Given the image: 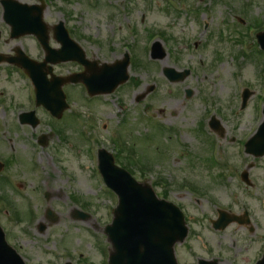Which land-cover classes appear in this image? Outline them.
<instances>
[{"label":"rangeland","instance_id":"obj_1","mask_svg":"<svg viewBox=\"0 0 264 264\" xmlns=\"http://www.w3.org/2000/svg\"><path fill=\"white\" fill-rule=\"evenodd\" d=\"M15 1L37 4L36 0ZM45 3L44 22L53 26L62 21L87 58L111 63L126 49H132L145 68H130L129 81L107 96L89 98L83 88L67 87L70 113L52 121L39 109V125L32 129L18 125L15 118L18 112L27 110L19 106H33L34 96L24 81L19 82L13 68L0 65V101L7 108L0 106V159L8 161L7 174L16 176L24 189L31 191L26 202L8 188L0 190V196L13 202L16 216L25 220L30 215L27 205H34L38 192L48 193L50 200L38 198L39 221L44 210L57 217L54 224L44 221L45 230L38 233L34 220L16 221L0 204V226L9 245L26 264H62L66 260L71 264H106L110 245L103 228L110 223L116 198L102 186L92 154L99 148L114 154L112 139L119 133L134 145L136 153H132L142 163L141 171L133 167V178L147 181L159 198L166 193V199L188 216V237L175 247L177 262L196 264L197 259L219 257L220 264H249L264 243V157L254 159L243 153L245 140L261 121L259 109L264 105V55L255 41L256 34L264 31V0ZM241 17L245 19L243 24L238 21ZM0 32V54L11 55L17 47L34 58H43L33 37L9 39L1 6ZM158 32L168 39L154 35L148 39ZM157 39L166 58L152 62L148 46ZM50 46L57 48L52 39ZM107 48L114 52L108 53ZM166 67L189 69L190 75L181 83L169 84L161 74ZM71 70L79 68L74 63L53 67V73L60 76ZM151 86L153 91L136 102ZM243 87L251 93L246 108L241 110ZM187 90L191 97L186 99ZM212 115L221 125L220 136L211 134L204 124ZM157 124L170 131L161 134ZM49 133L52 135L47 136V145L37 146L38 136ZM211 141L215 165L209 161ZM35 158L37 170L27 172L30 159ZM249 164L251 187L239 180L240 172ZM158 178L167 184L154 187ZM182 185L200 194H191ZM74 198L81 203H75ZM83 201L91 217L81 222L71 220ZM216 207L242 217L243 222L248 220L247 226L232 224L214 232L209 221L217 218ZM244 210L248 218L243 217ZM80 213L86 214L84 210Z\"/></svg>","mask_w":264,"mask_h":264},{"label":"water","instance_id":"obj_2","mask_svg":"<svg viewBox=\"0 0 264 264\" xmlns=\"http://www.w3.org/2000/svg\"><path fill=\"white\" fill-rule=\"evenodd\" d=\"M3 3L19 6L13 1H4ZM4 9L5 20L11 25L12 37L17 38L24 34H33L39 38L46 51L44 64L47 62L56 64L60 61L56 58L58 52L49 49L47 45L46 26L41 21L43 5L27 8L28 15L34 19L9 14L7 6H4ZM53 29L55 37H58L57 40L63 48L66 50L73 48L79 62L87 67V62L83 60V54L68 39L63 25L59 24ZM258 37L262 39L263 36ZM261 47L264 50V44H261ZM152 52L153 59H163L164 52L158 44L154 45ZM4 60L5 58L0 55V62ZM61 60H68L66 52L61 53ZM127 64V60H124L115 66L97 68L96 65H93V67H87V74L73 77L77 79L70 81L73 83L82 82L90 95L111 93L119 84L127 80ZM39 73L41 74L40 71ZM45 73L43 76L47 74ZM40 74L39 104L54 112V107L57 105L56 101L50 97L48 90L41 86ZM166 75L170 77L172 82L182 81L185 77L184 74H176L172 70H166ZM47 86L49 87V85ZM141 98L143 96L139 99ZM59 104L60 107H63L62 96ZM61 111L55 115L60 117ZM246 152L255 157L264 155V123L257 135L246 144ZM100 169L107 185L119 197V205L114 211L112 225L105 229V234L112 246L109 264H175L173 245L176 242H182L186 233L182 217L177 209L157 201L149 186L135 183L127 173L114 167L112 158L105 153H100ZM0 264H23L15 252L6 246L1 230Z\"/></svg>","mask_w":264,"mask_h":264}]
</instances>
